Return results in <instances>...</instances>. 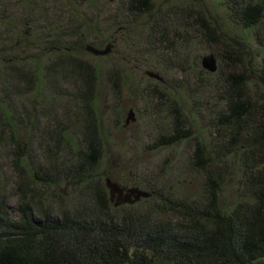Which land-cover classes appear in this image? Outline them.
Instances as JSON below:
<instances>
[{"label": "trees", "instance_id": "obj_1", "mask_svg": "<svg viewBox=\"0 0 264 264\" xmlns=\"http://www.w3.org/2000/svg\"><path fill=\"white\" fill-rule=\"evenodd\" d=\"M16 2L15 7L22 12L34 13L38 9L39 14H44L39 9L40 0ZM214 2L223 8L229 26L218 25L209 16L205 20L197 10L200 3L197 5L194 0H184L182 9L170 6L157 13H153L150 0H129L124 8L133 21L147 20L146 44L152 47L148 54L187 53L189 45L182 38L176 43L170 40L171 29L178 23L186 29L200 26L206 48L215 44L222 49L219 60L226 70L218 67L215 73L203 68L199 71L194 81L197 87L189 94L194 108L173 109L171 129L153 144L155 150H160L188 143L192 149L189 172L203 176L199 197L186 199L178 194L181 169L170 162L169 167L158 172L152 168L153 177L141 174L142 178L132 187L143 188L149 198L135 205L115 207L105 186L108 176L94 173L100 144L91 133L90 153L81 155L84 159L73 175L94 197V203L81 204L73 212L54 214L49 206L43 207L47 195L41 189L46 185L39 174L31 183L21 177L17 219L9 215L7 201L0 196V264H264V0ZM5 15L0 20L12 26L11 20L15 19L9 13ZM30 21L24 39L9 47L4 45L0 87L11 85L12 94L20 95L13 84L28 85L29 91L38 94L43 109L48 110L46 117L58 123L49 107L62 98L58 96L60 82L70 78L74 89H86L88 94L76 91L72 96L74 102H82L92 94L96 72L87 62L75 58L74 50L63 40L49 45L42 42L40 35L33 37L35 26L43 27L41 20ZM82 23L87 30L98 27L85 25L83 20ZM77 33L72 30L67 36ZM87 46L84 51L91 55ZM33 50L39 54H25ZM53 53L59 54L60 59L42 71L38 59ZM29 63L33 66L32 78L26 71ZM181 63L176 67L165 60L159 66L149 63L151 72L163 81L146 76L164 92L152 88L140 92V98L157 96L160 102L176 105L178 94L170 91L165 75L178 71L184 81L189 79L186 60ZM20 69L26 72H19ZM7 98L5 101L0 96V139L3 145L13 148L14 163L23 169L21 141L37 136L42 142H56L61 138L60 131L56 127L49 134L38 125L32 129L21 125L24 116L12 106L11 95ZM172 172L178 174L175 183L167 181ZM226 189L235 194L231 205L223 202Z\"/></svg>", "mask_w": 264, "mask_h": 264}, {"label": "rangeland", "instance_id": "obj_2", "mask_svg": "<svg viewBox=\"0 0 264 264\" xmlns=\"http://www.w3.org/2000/svg\"><path fill=\"white\" fill-rule=\"evenodd\" d=\"M16 1L0 0V14L6 16L5 14L9 13V17L12 15L15 19L11 20L13 24L9 27L6 20H0V56L3 54L4 45L9 47L15 41L24 39L30 20H41L43 29L36 24V31H31L34 33L33 37L38 34L42 42L49 45L55 44L57 39L63 40L66 46H71L74 50L75 58L87 62L95 70L96 78L92 94L85 96V101L82 99V102H74L72 96L76 91L77 94H88L86 89H74V81L70 78L60 82L58 96L62 98L49 107L51 115L58 118V123L56 119L46 117L48 110L43 109L38 94L29 91L28 85L13 84L20 90V95L12 94L11 85H7L8 83L7 86L0 87V96L7 101V97L11 95L12 106L24 116L21 125L25 124L31 129L38 125L43 132L49 134L59 130L61 136L56 142H42L37 136L30 140L25 137V140L21 141L22 154L25 155L23 169L14 163L13 148L3 145V139H0V196L7 201L9 215L14 219L20 216L18 186L21 177L25 178L26 183H31L36 174H39L40 180L43 179V185H46L41 189L47 195L44 209L49 206L48 209L58 215L60 211L73 212L81 204H93L94 197L79 185L73 175V171L82 162L81 159H84L81 155L90 153L88 142L91 133L95 134L93 136L100 144L99 160L95 166L97 172L94 173L106 174L113 182L132 188L137 180L142 178L141 174L153 177L152 168L158 172L166 165L169 167L168 163L172 162L181 169L178 194L186 199L199 197L203 176L189 172L188 163L192 149L188 143L160 150H155L153 144L171 129L173 109L180 111L184 106L191 110L194 108L189 94L197 87L194 81L202 70V57L213 54L217 59V66L226 70V65L221 64L219 60L221 47L212 44L211 48L207 49L204 30L200 26L194 25L186 29L178 23L171 29L170 40L176 43L178 38H182L189 45L187 53L184 51L182 56L178 55L179 52H176V55L170 52L159 56L148 54L152 47L146 44L149 27L147 20L138 18L133 21L127 15L124 8L129 0H40L39 9L43 10V15L39 14L38 9H34V13L29 10L22 12L20 8L15 7ZM150 1L153 13L170 6L178 10L185 7L184 0H178L176 3L174 0ZM194 2L197 5L200 3V9L197 10L205 20L209 16L218 25L229 26L230 22L223 8L214 0ZM194 16L198 17V12H195ZM82 20L86 22L85 25L98 27H90L87 30ZM72 30L76 33L79 30V33L67 36ZM178 33L182 35L179 37ZM107 44H113L114 47L105 57L96 58L84 51L87 45L103 49ZM25 54L37 56L39 52L33 50ZM6 59L9 60L8 57ZM59 59V54H46L42 59H38L40 69L45 71L48 65ZM163 60L172 67L182 66L181 62L186 60L187 76L191 75L185 81L178 71H170L165 75L170 91L178 94L176 105L160 102L157 96H139L140 92L152 88L164 92L163 87L146 76L147 72H151L149 63L159 66ZM27 67L26 71L32 78L33 66L29 63ZM20 70L19 72H26ZM40 86L45 87L42 83ZM83 101L89 104L84 106ZM1 105L0 102V108ZM131 110L135 121L125 125ZM40 114H43V117H40ZM204 136L208 137L206 133ZM177 179L176 172L167 176L170 183H175ZM235 200L234 192L226 189L223 202L231 205Z\"/></svg>", "mask_w": 264, "mask_h": 264}, {"label": "water", "instance_id": "obj_3", "mask_svg": "<svg viewBox=\"0 0 264 264\" xmlns=\"http://www.w3.org/2000/svg\"><path fill=\"white\" fill-rule=\"evenodd\" d=\"M113 44H107L103 49H97L93 46H87L86 51L93 55L94 57H105L111 53ZM201 66L204 70L209 73H215L218 69L217 59L213 54H208L202 57ZM147 76L151 79L162 82L163 79L153 72H147ZM134 122V113L129 111L128 118L126 120V125L130 122ZM105 186L108 190L110 201L114 204L115 207H120L123 205H135L150 197V194L140 188H125L118 183L113 182L110 178L105 180Z\"/></svg>", "mask_w": 264, "mask_h": 264}, {"label": "flooded vegetation", "instance_id": "obj_4", "mask_svg": "<svg viewBox=\"0 0 264 264\" xmlns=\"http://www.w3.org/2000/svg\"><path fill=\"white\" fill-rule=\"evenodd\" d=\"M27 49V48H26ZM125 188H127L128 189V187H125Z\"/></svg>", "mask_w": 264, "mask_h": 264}]
</instances>
